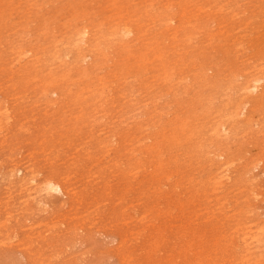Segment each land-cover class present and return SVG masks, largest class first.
Returning <instances> with one entry per match:
<instances>
[{
	"label": "rangeland",
	"instance_id": "374dc122",
	"mask_svg": "<svg viewBox=\"0 0 264 264\" xmlns=\"http://www.w3.org/2000/svg\"><path fill=\"white\" fill-rule=\"evenodd\" d=\"M149 3L152 6H148ZM188 11H191L190 14ZM169 13L174 19L167 26L164 25V19ZM174 13L176 14L173 15ZM0 20V264H264L260 248L256 247L252 238L249 239L259 226L264 225V158H261L264 157V0H0ZM161 20L164 22H160ZM114 21H128L132 35L129 34L126 38H120L116 34L110 35ZM48 24L52 29L46 26ZM84 24L90 28V36L88 35L85 43L68 39L69 31ZM176 25L183 28L179 29ZM155 28L161 30L157 29L159 34ZM133 40L135 43L131 42ZM198 43L203 44L198 46ZM202 47H205L204 50ZM28 48L29 51L24 54L27 56L21 54V50ZM80 52L88 53V57L82 62L78 60ZM157 54L159 57L155 58ZM127 64L128 67H125ZM135 66L139 67V71ZM48 68H51V71ZM89 74L95 76L94 80ZM177 78H181V81ZM249 78H260L261 86L252 93L241 89L250 81ZM173 81L174 83H171ZM11 84L14 87H10ZM132 85L134 90L131 89ZM154 85L157 86L154 88ZM69 86L71 87L68 88ZM93 86L95 87L92 88ZM107 86L108 88H105ZM52 88L56 90V94L49 92ZM92 90L96 91L93 94L98 95V99L90 92ZM87 95L91 97H86ZM113 96L115 98H112ZM39 101L41 102L38 103ZM244 103L245 106H242ZM236 105L237 107H234ZM241 106L245 107L244 114L238 113ZM95 108L97 112H93ZM109 114H113L112 117ZM238 114H241L240 117ZM117 117L119 119H116ZM217 118L221 122L217 123ZM174 119L176 120L173 121ZM117 121L121 122L120 125ZM222 122L230 130L218 132ZM124 126H130L129 130ZM139 133L143 134L139 136ZM255 134L257 136H254ZM221 151L224 155L216 156ZM46 177L62 184L65 192L46 191ZM41 203L43 204L40 207Z\"/></svg>",
	"mask_w": 264,
	"mask_h": 264
},
{
	"label": "bare ground",
	"instance_id": "6f19581e",
	"mask_svg": "<svg viewBox=\"0 0 264 264\" xmlns=\"http://www.w3.org/2000/svg\"><path fill=\"white\" fill-rule=\"evenodd\" d=\"M119 1H120V0H119ZM125 1H128V0H125ZM150 1H151V0H150ZM154 1H156V0H154ZM176 1H177V0H176ZM193 1H194V0H193ZM109 2H110V1H109ZM112 2H113V0H112ZM117 2H118V1H117ZM146 2H147V1H146ZM148 2H149V1H148ZM152 2H153V1H152ZM120 3H121V2H120ZM200 3H201V2H200ZM113 4H114V3H113ZM121 4H122V3H121ZM151 4H152V3H151ZM157 4H158V3H157ZM157 4H156V6H157ZM161 4H162V3H161ZM29 5H30V4H29ZM123 5H124V4H123ZM126 5H127V4H126ZM147 5H148V6H152V5H150V3L147 4ZM165 5H166V4H165ZM167 5H168V4H167ZM124 6H125V5H124ZM156 6H153V7H156ZM159 6H160V5H159ZM187 6H188V5H187ZM220 6H221V5H220ZM25 7H26V6H25ZM109 7H110V6H109ZM120 7H121V6H120ZM125 7L127 8V6H125ZM160 7H161V6H160ZM164 7H165V6H164ZM164 7H163V9H164ZM170 7H171V6H170ZM107 8H108V7H107ZM126 8H125V9L123 8V9L126 10ZM133 8H134V7H133ZM149 8H150V10H151V7H149ZM199 8H200V7H199ZM123 9H122V10H123ZM144 9H145V8H144ZM166 9H167V7H166ZM200 9H201V8H200ZM124 10H123V11H124ZM129 10H131V9L129 8ZM136 10H138V9H136ZM182 10H183V9H182ZM182 10H181V11H182ZM185 10H186V9H185ZM193 10H194V8H193ZM203 10H204V9H203ZM205 10H206V9H205ZM217 10H219V9H217ZM117 11H118V9H117ZM126 11H128V9H127ZM131 11H132V10H131ZM139 11H140V10H139ZM144 11H146V10H142V12H144ZM154 11H155V10H154ZM160 11H161V9H160ZM160 11H156V12H160ZM183 11H184V10H183ZM195 11H196V10H195ZM195 11H194V12H195ZM207 11H208V10H207ZM209 11H210V10H209ZM214 11H216V10H214ZM129 12H130V11H129ZM134 12H135V11H134ZM156 12H155V13H156ZM168 12H169V11H168ZM188 12H189V11H188ZM190 12H191V11H190ZM190 12H189V14H190ZM192 12H193V11H192ZM198 12H199V11H197V13H198ZM210 12H211V11H210ZM210 12H209V13H210ZM221 12H222V11H221ZM221 12H218V13H221ZM103 13H104V12H103ZM118 13H119V12H118ZM126 13H127V12H126ZM126 13H125V14H126ZM149 13H150V11H149ZM151 13H152V11H151ZM195 13H196V12H195ZM137 14H138V13H137ZM159 14H160V13H159ZM162 14H164V13H162ZM169 14H170V13H169ZM169 14H167L168 16H166V17L163 15V16L165 17L164 21H166V24H164V25H167V26H169V23H171V21H173V19H174V16H172L171 14H170L171 16H169ZM175 14H176V13H174L173 15H175ZM193 14H194V13H193ZM193 14H192V15H193ZM207 14H208V13H207ZM221 14H222V13H221ZM78 15H79V14H78ZM119 15H120V13H119ZM131 15H134V14H131ZM141 15H142V14H141ZM141 15H140V16H141ZM143 15H144V14H143ZM196 15H199V14H196ZM196 15H195V16H196ZM208 15H209V14H208ZM79 16H80V15H79ZM127 16H128V15H127ZM135 16H136V15H135ZM135 16H134V17H135ZM149 16H151V15H149ZM160 16H161V15H160ZM189 16H190V15H189ZM212 16H213V15H212ZM214 16H215V15H214ZM76 17H77V16H76ZM130 17H131V16H130ZM153 17H154V16H153ZM187 17H188V16H187ZM192 17H193V16H192ZM192 17H191V18H192ZM199 17H200V15H199ZM199 17H198V18H199ZM209 17H211V16H209ZM82 18H83V17H82ZM147 18H148V17H147ZM155 18L157 19V17H155ZM161 18H162V17H161ZM175 18H176V17H175ZM184 18H185V17H184ZM189 18H190V17H189ZM216 18H217V17H216ZM220 18H221V17H220ZM90 19H91V18H90ZM92 19H93V18H92ZM99 19H100V18H99ZM101 19H103V18H101ZM132 19H133V18H132ZM140 19H141V17H140ZM162 19H163V18H162ZM187 19H188V18H187ZM206 19H207V18H206ZM222 19H223V18H221V20H222ZM1 20H2V19H1ZM1 20H0V21H1ZM73 20H74V19H73ZM75 20H77V19L75 18ZM86 20H87V17H86ZM88 20H89V19H88ZM111 20H112V19H111ZM133 20H134V19H133ZM137 20H138V18H137ZM137 20H135V21H137ZM184 20H185V19H184ZM184 20H183V21H184ZM188 20H189V19H188ZM203 20H204V19H203ZM223 20H224V19H223ZM99 21H100V20H99ZM129 21H131V19H130ZM146 21H147V20H146ZM162 21H163V20H161L160 22H162ZM164 21H163V22H164ZM193 21H194V18H193ZM197 21H199V20H197ZM204 21H205V20H204ZM78 22H79V21H78ZM92 22H94V21H92ZM114 22H115V21H114ZM127 22H128V21H127ZM127 22H125V21H123V22L116 21V22L114 23V26H113V29H112V32L110 33V35H111V34H116V35L120 36V38H121V37H125V38H126L129 34L132 35V34H131V33H132V29L130 28L129 23H127ZM151 22H152V21H151ZM158 22H159V21H158ZM160 22H159V23H160ZM163 22H162V23H163ZM212 22H213V21H212ZM76 23H77V22H76ZM83 23H84V22H83ZM131 23H132V21H131ZM138 23H139V22H138ZM154 23H155V22H154ZM176 23H177V22H176ZM182 23H183V22H182ZM188 23H189V22H188ZM199 23H200V22H199ZM73 24H74V23H73ZM106 24H107V23H106ZM106 24H105V25H106ZM110 24H111V23H110ZM132 24H133V23H132ZM146 24H147V23H146ZM155 24H156V23H155ZM160 24H161V23H160ZM190 24H191V23H190ZM201 24H202V23H201ZM223 24L225 25V23H223ZM76 25H78V24H76ZM88 25H89V24H88ZM135 25H136V23H135ZM137 25H139V24H137ZM152 25H153V23H152ZM152 25H151V26H152ZM171 25H172V24H170V27H171ZM174 25H175V24H174ZM183 25H184V24H183ZM202 25H203V24H202ZM204 25H205V23H204ZM46 26L50 27L49 24L46 25ZM72 26H73V25H72ZM141 26H143V25L141 24ZM141 26H140V27H141ZM153 26H154V25H153ZM158 26H159V25H158ZM176 26L179 27V26H181V25H179V26L176 25ZM194 26H195V24H194ZM194 26H193V28H194ZM221 26H222V25H221ZM43 27H44V26H43ZM92 27H93V26H92ZM100 27H101V25H100ZM145 27H146V26H145ZM156 27H157V26H156ZM170 27H168V28H170ZM174 27H175V26H174ZM174 27H172V28H174ZM185 27H186V26H185ZM197 27H198V26H197ZM199 27H200V26H199ZM207 27H208V26H207ZM41 28H42V27H41ZM46 28H47V27H46ZM46 28H45V29H46ZM50 28L52 29V27H50ZM50 28H49V29H50ZM54 28H55V27H54ZM71 28H72V27H71ZM96 28H97V27H96ZM107 28H108V26H107ZM134 28H135V27H134ZM148 28H149V27H147V29H148ZM163 28H164V26H163ZM168 28H167L166 30H168ZM180 28H183V27H179V29H180ZM188 28H189V27H188ZM188 28H187V29H188ZM191 28H192V27H191ZM217 28H218V27H217ZM219 28H220V27H219ZM219 28H218V29H219ZM47 29H48V28H47ZM89 29H90V28H89V27L87 28V26L84 24V25H82L80 28H76V29H74L73 31H69L68 39L71 38V40H72V39H73V41L75 40L76 43L80 42V43L83 44V43H85V40L87 39V37H88V35H89V31H90ZM94 29H95V27H94ZM98 29H99V28H98ZM145 29H146V28H145ZM145 29H144V30H145ZM150 29H152V28H150ZM155 29H156V28H155ZM157 29H158V28H157ZM157 29H156V31H157ZM164 29H165V28H164ZM175 29H176V28H175ZM175 29H174V30H175ZM194 29H195V28H194ZM198 29H199V28H198ZM203 29H204V28H203ZM212 29H213V28H212ZM4 30H5V29H4ZM41 30H42V29H41ZM109 30H110V29H109ZM158 30H159V29H158ZM176 30H177V29H176ZM219 30H221V29H219ZM223 30H224V29H223ZM10 31H11V30H10ZM51 31H53V30H51ZM99 31H100V30H99ZM159 31H161V30H159ZM192 31H193V30H192ZM192 31H191V32H192ZM196 31H198V30H196ZM199 31H200V30H199ZM24 32H25V31H24ZM40 32H41V31H40ZM62 32H64V30H63ZM104 32H105V31H104ZM133 32H134V31H133ZM143 32H144V31H143ZM153 32H154V30H153ZM157 32H158V31H157ZM157 32H156V33H157ZM169 32H170V31H169ZM175 32H176V31H175ZM178 32H179V31H178ZM184 32H185V31H184ZM43 33H45V32H43ZM46 33H48V32H46ZM139 33H140V32H139ZM148 33H150V32H148ZM171 33H172V35H173V32H171ZM198 33H199V32H198ZM141 34H143V33H141ZM153 34H154V33H153ZM158 34H159V32H158ZM160 34H161V33H160ZM201 34H202V33H201ZM220 34H221V33H220ZM244 34H245V33H244ZM44 35H46V34H44ZM47 35H48V34H47ZM54 35H55V34H54ZM60 35H62V34H60ZM130 35H129V36H130ZM156 35H157V34H156ZM156 35H155V38L157 39V36H156ZM190 35H191V34H189V36H190ZM194 35H195V34H193V35H191V36H194ZM197 35H198V34H197ZM199 35H200V33H199ZM221 35H222V34H221ZM0 36H1V35H0ZM24 36H25V35H24ZM42 36H43V35H42ZM65 36H66V35H65ZM89 36H90V35H89ZM105 36L107 37L108 35L105 34ZM105 36H104V37H105ZM175 36H176V35H175ZM178 36H179V35H178ZM182 36H183V35H182ZM222 36H223V35H222ZM225 36H226V35H225ZM238 36H239V35H238ZM94 37H95V35H94ZM143 37H144V36H143ZM153 37H154V36H153ZM195 37H196V36H195ZM235 37H236V36H235ZM40 38H41V37H40ZM43 38H44V37H43ZM107 38H109V37H107ZM145 38H146V37H145ZM160 38H161V37H160ZM173 38H174V37H173ZM198 38H199V37H197V39H198ZM205 38H206V37H205ZM23 39H24V38H23ZM37 39H38V38H37ZM49 39H51V38H49ZM49 39H48V40H49ZM52 39H53V38H52ZM60 39H62V37H61ZM68 39H67V40H68ZM102 39H103V38H102ZM104 39H105V38H104ZM156 39H155V40H156ZM171 39H172V38H171ZM171 39H170V41H171ZM178 39H180V38H178ZM231 39H232V38H231ZM234 39H235V38H234ZM4 40H5V39H4ZM34 40H35V39H34ZM57 40H58L57 42H59V38H58ZM106 40H107V39H106ZM123 40H124V38H123ZM139 40H140V39H139ZM149 40H150V39H149ZM165 40H166V38H165ZM165 40H164V41H165ZM194 40L196 41V39H194ZM206 40H208V39H206ZM41 41H42V40H41ZM87 41H88V40H87ZM99 41H100V40H99ZM159 41H160V40H159ZM170 41H169V43H170ZM172 41H173V40H172ZM172 41H171V42H172ZM184 41H185V40H184ZM190 41H191V40H190ZM211 41H212V40H211ZM16 42H17V41H16ZM26 42H27V41H26ZM28 42H29V41H28ZM31 42H32V41H31ZM34 42H35V41H34ZM53 42H54V40L52 41V43H53ZM66 42H67V41H66ZM107 42H108V41H107ZM113 42H114V41H112V43H113ZM131 42H134V43H135L134 40L131 41ZM147 42H148V41H147ZM147 42H146V43H147ZM161 42H162V41H161ZM180 42H182V41H180ZM180 42H177V43H180ZM192 42H194V41H192ZM196 42H197V41H196ZM230 42H231V40H230ZM24 43H25V42H24ZM98 43H99V42H98ZM117 43H118V42H117ZM123 43H124V42H123ZM128 43H129V42H128ZM134 43H132L131 45L134 46ZM139 43H140V42H139ZM139 43H138V44H139ZM144 43H145V42H144ZM157 43H158V42H157ZM177 43H176V44H177ZM0 44H1V43H0ZM69 44H70V42H69ZM69 44L67 43V45H69ZM73 44H74V42H73ZM124 44H127V43H124ZM163 44H164V43H163ZM174 44H175V43H174ZM183 44H185V43H183ZM187 44L190 45L189 42H188ZM193 44H195V43H193ZM198 44H199V43H198ZM202 44H203V43H202ZM202 44H201V45H202ZM204 44H205V43H204ZM227 44H228V43H227ZM1 45H2V44H1ZM28 45H29V44H28ZM46 45H47V44H46ZM50 45H52V44H50ZM64 45H66V44H64ZM77 45H78V44H77ZM84 45H85V44H84ZM90 45H91V44H90ZM117 45H118V44H117ZM128 45H129V44H128ZM154 45H155V44H154ZM201 45L199 44L198 46H201ZM215 45H216V44H215ZM20 46H21V45H20ZM38 46H39V45H38ZM42 46H43V45H42ZM69 46H70V45H69ZM74 46H75V45H74ZM114 46H115V45H114ZM152 46H153V44L151 43V46H150V47H152ZM156 46H157V44H156ZM158 46H159V45H158ZM178 46H179V45H178ZM180 46H181V45H180ZM180 46H179V47H180ZM192 46H193V45H192ZM203 46H205V45H203ZM239 46H240V45H239ZM1 47H2V46H1ZM17 47H18V45H17ZM33 47H34V46H33ZM66 47H67V46H66ZM85 47H86V46H85ZM92 47H93V46H92ZM101 47H102V46H101ZM136 47H137V46H136ZM142 47H143V46H142ZM162 47H163V46H162ZM165 47H166V43H165ZM181 47H182V46H181ZM184 47H185V46H184ZM205 47H206V46H205ZM205 47H202L203 50H204ZM240 47H241V46H240ZM3 48H4V47H3ZM15 48H16V47H15ZM15 48H14V49H15ZM21 48H22V47H21ZM75 48H76V47H75ZM75 48H74V50H75ZM93 48H94V47H93ZM106 48H107V46H106ZM121 48H122V47H121ZM132 48H133V47H132ZM166 48H167V47H166ZM188 48H191V47H188ZM188 48H187V49H188ZM192 48H193V47H192ZM196 48L198 49V47H196ZM196 48H195V49H196ZM202 48H201V50H202ZM1 49H2V48H0V50H1ZM8 49H9V48H8ZM49 49H50V48H49ZM67 49H68V48H67ZM71 49H73V48H71ZM79 49H80V47H79ZM103 49H104V48H103ZM108 49H109V48H108ZM129 49H130V48H129ZM134 49H135V48H134ZM161 49H163V48H161ZM171 49H172V48H171ZM174 49H175V46H174ZM187 49H186V50H187ZM10 50H12V49H10ZM44 50H45V49H44ZM57 50H58V49H57ZM95 50H96V49H95ZM98 50H99V49H98ZM105 50H106V49H105ZM113 50H114V49H113ZM117 50H118V49H117ZM148 50H149V49H148ZM151 50H152V49H151ZM186 50H185V51H186ZM193 50H194V48H193ZM193 50H191V52H192ZM198 50H199V49H198ZM28 51H29V48H28V50H27V49H23V50H21V54H23V55H24V54H27ZM70 51H71V50H70ZM79 51H80V50H79ZM86 51H87V50H86ZM120 51H121V50H120ZM133 51H134V50H133ZM159 51L161 52V50H159ZM159 51H158V52H159ZM163 51H164V50H163ZM170 51H171V50H170ZM187 51H188V50H187ZM189 51H190V50H189ZM195 51H196V50H195ZM212 51H213V50H212ZM3 52H5V51H3ZM7 52H8V51H7ZM11 52H12V51H11ZM11 52H10V53H11ZM46 52H48V51H46ZM75 52H76V51H75ZM93 52H94V51H93ZM97 52H98V51H97ZM100 52H101V51H100ZM118 52H119V51H118ZM137 52H138V51H137ZM145 52H146V51H145ZM150 52H151V51H150ZM153 52H154V51H153ZM183 52H184V51H183ZM196 52H198V51H196ZM200 52H201V51H200ZM202 52H203V51H202ZM40 53H41V51H40ZM44 53H45V52H44ZM80 53H81V52H80ZM80 53H79L78 60H79L80 62H82V61H84V60L88 57V53H86V52L81 53V54H80ZM95 53H96V52H95ZM132 53H133V52H132ZM163 53H165V52H163ZM172 53H173V52H172ZM174 53H175V51H174ZM178 53H179V52H178ZM184 53H185V52H184ZM184 53H183V54H184ZM198 53H199V52H198ZM198 53H197V54H198ZM17 54H18V53H17ZM31 54H32V53H31ZM77 54H78V53H77ZM142 54H143V53H142ZM146 54H147V53H146ZM146 54L144 53L143 55H146ZM154 54H155V53H154ZM160 54H161V53H160ZM168 54H169V53H168ZM170 54H171V53H170ZM192 54H193V53H192ZM235 54H236V53H235ZM19 55H20V54H19ZM28 55H29V54H28ZM34 55H35V54H34ZM64 55H65V54H64ZM66 55H67V54H66ZM98 55H99V53H98ZM101 55H102V53H101ZM118 55H119V54H118ZM127 55H128V54H126V56H127ZM134 55H136V52H135ZM140 55H141V53H140ZM166 55H167V53H166ZM166 55H165V56H166ZM186 55H187V54H186ZM188 55H189V53H188ZM202 55H203V53H202ZM24 56H27V55H24ZM77 56H78V55H77ZM96 56H97V55H96ZM132 56H133V55H132ZM153 56H154V55H153ZM162 56H163V55H162ZM12 57L14 58V55H12ZM22 57H23V56H22ZM34 57H35V56H34ZM94 57H95V56H94ZM103 57H105V56L103 55ZM108 57H109V56H108ZM111 57H112V56H111ZM111 57H110V58H111ZM141 57H142V56H141ZM143 57H144V56H143ZM145 57H148V56H145ZM157 57H159L158 54L156 55L155 58H157ZM170 57H171V56H170ZM174 57H175V56H174ZM193 57H194V56H193ZM195 57H196V56H195ZM195 57H194V58H195ZM201 57H202V56H201ZM0 58H1V57H0ZM6 58H7V57H6ZM17 58H19V56H18ZM29 58H30V57H29ZM56 58H57V57H56ZM62 58H63V57H62ZM62 58H60V59H62ZM92 58H93V57H92ZM98 58H100V57H98ZM101 58H102V57H101ZM112 58H113V57H112ZM116 58H117V57H116ZM138 58H139V57H138ZM153 58H154V57H153ZM187 58H188V57H187ZM198 58H200V57H198ZM198 58H197V59H198ZM205 58H206V57H205ZM205 58H204V59H205ZM4 59H5V58H4ZM63 59H65V58H63ZM73 59H74V60H77L76 58H73ZM103 59H104V58H103ZM107 59H108V58H107ZM141 59H142V58H141ZM148 59H149V58H148ZM158 59H161V58H158ZM169 59H170V58H169ZM184 59H185V58H184ZM189 59H192V58H189ZM201 59H202V58H201ZM12 60H15V59H12ZM87 60H88V59H87ZM105 60H106V59H105ZM110 60H111V59H110ZM138 60H139V59H138ZM145 60H146V59H145ZM163 60H164V58H163ZM167 60H168V59H167ZM193 60H194V59H193ZM0 61H1V60H0ZM17 61H18V60H17ZM111 61H114V60H111ZM146 61H147V60H146ZM157 61H158V60H157ZM157 61H156V62H157ZM190 61H191V60H190ZM190 61H189V62H190ZM194 61H195V60H194ZM20 62H21V61H20ZM43 62H44V61H43ZM45 62H46V61H45ZM51 62H52V61H51ZM61 62H62V61H61ZM63 62H64V61H63ZM74 62H76V61H74ZM74 62H73V64H74ZM89 62H90V61H89ZM99 62H100V61H99ZM108 62H109V59H108ZM140 62L142 63V61H140ZM164 62H165V61H164ZM184 62H185V61H184ZM258 62H260V61H258ZM11 63H12V62H11ZM14 63H15V62H14ZM14 63L12 64L13 66H14ZM66 63H67V62H66ZM66 63H65V64H66ZM77 63H78V62H77ZM84 63H85V62H84ZM136 63H137V62H136ZM141 63H140V64H141ZM143 63H145V62H143ZM154 63H155V61H154ZM158 63H159V62H158ZM179 63H180V61H179ZM116 64H117V63H116ZM125 64H126V63H125ZM155 64H156V63H155ZM155 64H154V65H155ZM175 64H176V63H175ZM19 65H20V64H19ZM70 65H71V64H70ZM74 65H75V64H74ZM78 65H79V64H78ZM78 65H77V66H78ZM132 65H133V63H132ZM142 65H143V64H142ZM190 65H191V64H190ZM13 66H11V67H13ZM17 66H18V65H17ZM21 66H22V65H21ZM45 66H46V65H45ZM51 66H52V65H51ZM62 66H63V65H62ZM62 66H61V67H62ZM96 66H97V65H96ZM99 66H100V65H99ZM129 66H130V65H129ZM151 66L153 67V65H151ZM156 66H157V65H156ZM163 66H164V65H163ZM165 66H166V65H165ZM173 66H174V65H173ZM175 66H176V65H175ZM193 66H194V65H193ZM208 66H209V64H208ZM208 66H207V67H208ZM213 66H214V65H213ZM9 67H10V66H9ZM9 67H8V68H9ZM19 67H20V66H19ZM67 67H68V66H67ZM88 67H89V66H88ZM88 67H86V68H88ZM125 67H128V64H127V66H125ZM135 67H136V66H135ZM146 67H147V66H146ZM183 67H184V66H183ZM199 67H200V66H199ZM262 67H263V66H262ZM3 68H4V67H3ZM14 68H15V66H14ZM32 68H33V67H32ZM32 68H31V69H32ZM65 68H66V67H65ZM71 68H73V67L71 66ZM75 68H77V67H75ZM97 68H99V67L97 66ZM136 68H137V67H136ZM138 68H139V67H138ZM138 68H137V70H138ZM193 68H194V67H193ZM193 68H192V69H193ZM210 68H211V67H210ZM26 69H27V67H26ZM48 69L50 70L51 68H48ZM60 69H61V68H60ZM73 69H74V68H73ZM77 69H78V68H77ZM92 69H93V68H92ZM126 69H127V68H126ZM147 69H148V68H146V70H147ZM152 69H153V68H152ZM165 69H166V68H165ZM169 69H170V68H169ZM259 69H260V68H259ZM261 69H262V68H261ZM8 70H9V69H8ZM10 70H11V69H10ZM35 70H36V69H35ZM61 70H63V69H61ZM134 70H135V69H134ZM140 70H141V69H140ZM167 70H168V69H167ZM213 70H214V69H213ZM50 71H51V70H50ZM52 71H53V69H52ZM58 71H59V70H58ZM73 71H74V70H73ZM75 71H76V70H75ZM77 71H78V70H77ZM94 71H95V70H94ZM128 71H131V70H128ZM138 71H139V70H138ZM138 71H136V72H138ZM141 71H142V70H141ZM157 71H158V70H157ZM157 71H156V72H157ZM197 71H198V70H197ZM256 71H257V70H256ZM14 72H15V71H14ZM16 72L18 73V71H16ZM40 72H41V71H40ZM48 72H49V71H48ZM87 72H88V71H87ZM105 72H106V71H105ZM146 72H148V70H147ZM146 72H145V73H146ZM198 72H199V71H198ZM245 72H246V71H245ZM9 73H10V72H9ZM11 73H12V71H11ZM20 73H21V72H20ZM35 73H36V71L34 72V75H35ZM92 73H93V72H92ZM108 73L110 74V72H108ZM112 73H114V72H112ZM115 73H116V72H115ZM115 73H114V74H115ZM140 73H141V72H139V74H140ZM143 73H144V72H143ZM179 73H180V72H179ZM185 73H186V72H185ZM201 73H202V72H201ZM243 73H244V72H243ZM5 74H6V73H5ZM15 74H16V73H15ZM18 74H19V73H18ZM18 74H17V75H18ZM25 74H26V73H25ZM28 74H29V73H28ZM73 74H74V73H73ZM109 74H108V75H109ZM132 74H133V73H132ZM134 74H135V72H134ZM146 74H147V73H146ZM192 74H193V71H192ZM224 74H225V73H224ZM262 74H263V73H262ZM262 74H261V75H262ZM12 75H14V74H12ZM85 75H86V74H85ZM89 75H90V74H89ZM110 75H111V74H110ZM126 75H127V74L125 73V76H126ZM129 75H130V74H129ZM147 75H149V74H147ZM194 75H196V74L194 73ZM201 75H202V74H201ZM263 75H264V74H263ZM14 76H15V75H14ZM60 76H61V75H60ZM87 76H88V75H87ZM87 76H86V77H87ZM90 76H91V75H90ZM122 76L124 77V75H122ZM137 76H138V75H137ZM139 76H140V75H139ZM164 76H165V75H164ZM176 76H177V75H176ZM185 76H186V75H185ZM185 76H184V77H185ZM187 76H188V75H187ZM21 77H22V76H21ZM24 77H25V76H24ZM31 77H32V75H31ZM31 77H30V78H31ZM43 77H44V76H43ZM71 77H72V76H71ZM91 77H92V76H91ZM93 77L95 78V76H93ZM93 77H92V78H93ZM116 77H117V76H116ZM116 77L114 76V78H116ZM123 77H122V78H123ZM128 77H129V76H128ZM133 77H134V75H133ZM143 77H144V76H143ZM156 77H157V76H156ZM169 77H170V76H169ZM237 77H238V76H237ZM73 78H74V77H73ZM78 78H79V77H78ZM83 78H85V77H83ZM88 78H89V77H88ZM92 78H91V79H92ZM94 78H93L92 80H94ZM105 78H106V76H105ZM125 78H126V77H125ZM125 78H124V80H125ZM129 78H130V77H129ZM131 78H132V77H131ZM138 78H139V77H138ZM145 78H146V77H145ZM151 78H152V77H151ZM202 78H205V77H202ZM225 78H226V77H225ZM238 78H239V77H238ZM251 78H252V77H251ZM2 79H3V78H2ZM21 79H22V78H21ZM23 79H24V78H23ZM48 79H50V78L48 77ZM65 79H66V78H65ZM91 79H90V80H91ZM99 79H100V78H99ZM106 79H107V78H106ZM108 79H109V78H108ZM111 79H113V78H110V80H111ZM164 79H165V78H164ZM171 79H172V78H171ZM171 79H169V80H171ZM177 79H178V78H177ZM179 79H180V81H181V78H179ZM179 79H178V80H179ZM261 79H262V78H261ZM18 80H19V79H18ZM27 80H28V79H27ZM31 80H32V79H31ZM38 80H39V79H38ZM95 80H97V79H95ZM126 80H127V79H126ZM130 80H132V79H130ZM134 80H135V79H134ZM139 80H140V79H139ZM154 80H155V79H154ZM202 80H203V79H202ZM249 80H250V78H249ZM16 81H17V80H16ZM16 81H15V82H16ZM58 81H60V79H59ZM58 81H57V82H58ZM81 81H82V80H81ZM85 81H86V80H85ZM98 81H99V80H98ZM105 81H106V80H105ZM107 81H108V80H107ZM137 81H138V79H137ZM140 81H141V80H140ZM152 81H153V80H152ZM163 81H164V80H163ZM194 81H195V80H194ZM203 81H206V79L203 80ZM218 81H219V80H218ZM238 81H239V80H238ZM28 82H29V81H28ZM61 82H62V81H61ZM61 82H60V83H61ZM79 82H80V81H79ZM89 82H90V81H89ZM96 82H97V81H96ZM96 82H95V83H96ZM101 82H102V80H101ZM112 82H113V81H112ZM120 82H121V79H120ZM123 82H124V81H123ZM150 82H151V80H150ZM159 82H161V81H159ZM159 82H158V83H159ZM167 82H168V81H167ZM206 82H207V81H206ZM63 83H64V82H63ZM66 83H67V82H66ZM80 83H81V82H80ZM103 83H104V82H103ZM103 83H102V84H103ZM109 83H110V82H109ZM117 83H119V81H117ZM133 83H134V82H133ZM141 83H142V82H141ZM148 83H149V82H148ZM153 83H154V82H153ZM153 83H151V84H153ZM168 83H169V82H168ZM171 83H174V81L171 82ZM187 83H188V82H187ZM214 83H215V82H214ZM228 83H229V82H228ZM27 84H28V83H27ZM81 84H82V86H83V83H81ZM100 84H101V83H100ZM124 84H125V83H124ZM131 84H132V83H131ZM155 84H156V82H155ZM163 84H164V82H163ZM175 84H176V83H175ZM221 84H222V83H221ZM7 85H9V83H7ZM41 85H42V84H41ZM55 85H57V84H55ZM85 85H86V83H85ZM104 85H105V84H104ZM107 85H108V84H107ZM119 85H120V84H119ZM119 85H118V86H119ZM121 85H122V84H121ZM127 85H128V84H127ZM142 85H143V83H142L140 86H142ZM147 85H148V84H146V86H147ZM176 85H178V84H176ZM206 85H207V84H206ZM211 85H212V84H211ZM211 85H210V86H211ZM215 85H216V83H215ZM12 86H13V85L11 84L10 87H12ZM32 86H33V85H32ZM32 86H31V87H32ZM77 86H78V84H77ZM97 86H99V85H97ZM100 86H101V85H100ZM108 86H109V85H108ZM108 86L105 87V88H108ZM144 86H145V84H144ZM156 86H157V85H156ZM156 86L154 85V88H155ZM159 86H161V84H160ZM170 86H171V85H170ZM181 86H182V85H181ZM213 86H214V85H213ZM260 86H261V84H260V78H253V79H251L249 82H247V84H245L244 86H242L243 88H241V89L244 90V92L247 90L248 93H249V92L252 93V92L256 91ZM7 87H8V86H7ZM13 87H14V86H13ZM26 87H28V86H26ZM29 87H30V86H29ZM40 87H41V86H40ZM52 87H53V83H52ZM70 87H71V86H69L68 88H70ZM94 87H95V86H93L92 88H94ZM113 87H114V86H112V88H113ZM121 87H122V86H121ZM133 87H134V86L132 85V88H131V89H133ZM135 87H137V86H135ZM161 87H162V86H161ZM174 87L176 88V86H174ZM205 87H206V86H205ZM230 87H231V85H230ZM23 88H24V87H23ZM34 88H35V87H34ZM41 88H43V87H41ZM82 88H83V87H82ZM102 88H103V87H102ZM124 88H125V87H124ZM143 88H144V87H143ZM171 88H172V86H171ZM188 88H189V87H188ZM11 89H12V88H11ZM20 89H21V87H20ZM20 89H19V90H20ZM24 89H25V88H24ZM24 89H23V90H24ZM31 89H32V88H31ZM63 89H64V88H63ZM86 89H87V87H86ZM86 89H85V90H86ZM110 89H111V88H110ZM110 89H108V90H110ZM115 89H117V88L115 87ZM144 89H146V91H148L147 88H144ZM178 89H179V88H178ZM221 89H222V88H221ZM81 90H82V89H81ZM90 90H91V88H90ZM93 90H95V89H93ZM93 90L90 91V92H91L92 94H93L94 92L96 93V91L93 92ZM96 90H97V89H96ZM98 90H99V88H98ZM101 90H102V89H101ZM101 90H100V91H101ZM127 90H128V89H127ZM133 90H134V89H133ZM133 90H132V91H133ZM137 90H138V89H137ZM150 90H151V89H150ZM164 90H165V89H164ZM169 90H170V89H169ZM169 90H168V91H169ZM196 90H197V89H196ZM230 90H231V89H230ZM232 90H233V89H232ZM237 90H238V89H237ZM242 90H241V91H242ZM16 91H17V89H16ZM16 91H15V92H16ZM24 91H25V90H24ZM68 91L70 92V90H68ZM71 91H72V90H71ZM103 91H104V90H103ZM103 91H102V92H103ZM138 91H139V90H138ZM138 91H137V92H138ZM140 91H141V90H140ZM157 91H158V90H157ZM174 91H175L176 93H178L177 90H174ZM174 91H173V92H174ZM185 91H186V90H185ZM209 91H210V90H209ZM216 91H217V89H216ZM227 91H228V90H227ZM233 91H234V90H233ZM239 91H240V90H239ZM241 91H240V92H241ZM46 92H47V91H46ZM49 92L52 93V94H56V90L53 89V88L50 89ZM79 92H81V91H79ZM84 92H85V91H84ZM90 92H89V93H90ZM97 92H98V91H97ZM129 92H130V91H129ZM155 92H156V91H155ZM159 92H160V91H159ZM164 92H165V91H164ZM166 92H167V91H166ZM200 92H201V91H200ZM220 92H221V91H220ZM21 93H22V92H21ZM72 93H73V91H72ZM110 93H111V92H110ZM116 93H117V92H116ZM116 93H115V94H116ZM148 93H149V92H148ZM167 93H168V92H167ZM171 93H172V92H171ZM198 93H199V92H198ZM256 93H257V92H256ZM25 94H26V93H25ZM47 94H48V93H47ZM78 94H79V93H78ZM99 94H100V92H99ZM104 94H105V93H104ZM123 94H124V92H123ZM127 94H128V93H127ZM130 94H131V93H130ZM137 94H138V93H137ZM152 94H154V92H153ZM152 94L150 93V95H152ZM155 94H156V93H155ZM160 94H161V93H159L158 95L160 96ZM200 94H201V93H200ZM207 94H208V91H207ZM254 94H255V93H254ZM263 94H264V93H263ZM16 95H17V94H16ZM20 95H22V94H20ZM39 95H41V94H39ZM75 95H76V94H75ZM75 95H74V96H75ZM93 95H94V94H93ZM105 95H106V94H105ZM111 95H112V94H111ZM117 95H118V97H120V96H119V93H117ZM128 95H129V94H128ZM132 95H133V94H132ZM143 95H144V94H143ZM173 95H174V93H173ZM177 95H178V94H177ZM208 95H209V94H208ZM217 95H218V94H217ZM261 95H262V94H261ZM10 96H11V95H10ZM10 96H9V97H10ZM18 96H19V94H18ZM24 96H25V95H24ZM36 96H38V95H36ZM36 96H35V97H36ZM44 96H45V95H44ZM44 96H43V97H44ZM50 96H51V95H50ZM70 96H71V95H70ZM94 96H95V98H96V96H98V95H94ZM123 96H124V95H123ZM123 96H122V97H123ZM134 96H135V95H134ZM159 96H158V97H159ZM189 96H190V95H189ZM223 96H224V95H223ZM223 96H222V97H223ZM231 96H232V95H231ZM247 96H249V95H247ZM81 97H82V96H81ZM86 97H91V96L87 95ZM102 97H103V96H102ZM108 97H109V96H108ZM108 97H106V98H108ZM139 97H140V96H139ZM139 97H138V98H139ZM175 97H176V96H175ZM175 97H174V98H175ZM233 97H234V96H233ZM236 97H237V95H236ZM236 97H235V98H236ZM253 97H254V96H253ZM261 97H262V96H261ZM261 97H260V98H261ZM5 98H6V97H5ZM11 98H12V96H11ZM13 98H14V97H13ZM36 98H37V97H36ZM36 98H35V99H36ZM64 98H65V97H64ZM71 98H72V96H71ZM83 98H85V97H83ZM92 98H93V97H92ZM95 98H94V99H95ZM100 98H101V97H100ZM110 98H111V97H110ZM112 98H115V96H113ZM120 98H121V97H120ZM131 98H132V97H131ZM193 98H194V97H193ZM209 98H210V96H209ZM214 98H215V97H214ZM219 98H220V97H219ZM224 98H225V97H224ZM228 98H229V97H228ZM242 98H243V97H242ZM251 98H252V96H251ZM14 99H15V98H14ZM46 99H47V98H46ZM69 99H70V98H69ZM78 99H80V98H78ZM78 99H77V100H78ZM81 99H82V98H81ZM81 99H80V100H81ZM88 99H89V98H88ZM96 99H98V98H96ZM128 99H129V98H128ZM153 99H154V97H153ZM153 99H152V101H153ZM204 99H205V98H204ZM206 99H207V98H206ZM230 99H231V98H230ZM230 99H229V100H230ZM232 99H233V98H232ZM18 100H19V99H18ZM18 100H17V101L15 100V101L18 102ZM38 100H39V99H38ZM50 100H51V99H50ZM71 100H73V99H71ZM99 100H100V99H99ZM107 100H108V99H107ZM107 100H106V101H107ZM114 100H115V99H114ZM121 100H122V99H121ZM123 100H124V99H123ZM123 100H122V101H123ZM156 100H157V99H156ZM156 100H155V101H156ZM177 100H178V99H177ZM190 100H192V99H190ZM207 100H208V99H207ZM209 100H210V99H209ZM249 100H250V98H249ZM263 100H264V99H263ZM3 101H4V100H3ZM53 101H54V100H53ZM55 101H59V100H55ZM65 101H66V100H65ZM65 101H64V102H65ZM103 101H105V100L103 99ZM125 101H126V100H125ZM157 101H158V100H157ZM172 101H173V100H172ZM182 101H183V100L181 99V103H183ZM197 101H198V100H197ZM210 101H211V100H210ZM213 101H214V99H213ZM215 101H216V100H215ZM254 101H255V99H254ZM40 102H41V101H39L38 103H40ZM43 102H44V101H43ZM45 102H46V101H45ZM64 102H63V103H64ZM76 102H77V101H76ZM79 102H80V101H79ZM79 102H78V103H79ZM91 102L94 103L93 101H91ZM112 102H114V101H112ZM126 102H127V101H126ZM136 102H137V100H136ZM150 102H151V101H150ZM150 102H149V103H150ZM175 102H176V101H175ZM201 102H202V101H201ZM239 102L241 103V101H239ZM239 102H238V103H239ZM255 102H256V101H255ZM255 102H254V103H255ZM2 103H3V102H2ZM54 103H55V102H54ZM61 103H62V102H61ZM65 103H66V102H65ZM71 103H72V102H71ZM84 103H86V102H84ZM88 103H89V102H88ZM101 103H102V102H101ZM101 103H100V104H101ZM104 103H105V102H104ZM120 103H121V101H120ZM134 103H135V102H134ZM137 103H138V102H137ZM144 103H146V102H144ZM147 103H148V102H147ZM171 103H172V102H171ZM171 103H170V104H171ZM194 103H196V102H194ZM198 103H199V102H198ZM213 103H214V102H213ZM225 103H226V102H225ZM233 103H235V102L233 101ZM236 103H237V102H236ZM245 103H247L246 100H245ZM245 103L242 104V106H245ZM258 103H259V102H258ZM263 103H264V102H263ZM263 103H262V104H263ZM4 104H5V102H4ZM25 104H26V103H25ZM32 104H33V103H32ZM32 104H31V105H32ZM45 104H48V103H45ZM100 104H99V105H100ZM109 104H110V103H109ZM113 104H114V103H113ZM113 104H112V105H113ZM116 104H117V103H116ZM116 104H115V105H116ZM122 104H123V103H122ZM125 104H127V103H125ZM132 104H133V103H132ZM140 104H141V103H140ZM151 104H153V103H151ZM177 104H179V103H177ZM189 104H191V102H190ZM203 104H205V102H204ZM209 104H211V103H209ZM209 104H208V105H209ZM27 105H28V104H27ZM38 105H39V104H38ZM103 105H106V104H103ZM127 105H128V104H127ZM149 105H150V104H149ZM196 105H198V104L196 103ZM213 105H214V104H213ZM213 105H211V106H213ZM215 105H216V104H215ZM223 105H224V104H223ZM254 105H255V104H254ZM22 106H23V105H22ZM43 106H46V105H43ZM50 106H52V105H50ZM76 106H77V105H76ZM78 106H79V105H78ZM83 106H84V105H83ZM83 106H80V107H83ZM95 106H96V105H95ZM117 106H118V105H117ZM136 106H137V105H136ZM143 106H144V105H143ZM181 106H183V105H181ZM185 106H188V105H185ZM194 106H195V105H194ZM194 106H193V107H194ZM201 106H202V105H201ZM203 106H204V105H203ZM211 106H208V107H211ZM226 106H227V104H226ZM242 106H241V108L238 110V113H241V114H242L243 111L245 110V107H242ZM262 106H263V105H262ZM4 107H5V106H4ZM34 107H35V106H34ZM113 107H115V106H113ZM166 107H167V106H166ZM177 107L179 108V106H177ZM205 107H207V105H206ZM213 107H215V106H213ZM234 107H237V105L234 106ZM251 107H252V106H251ZM258 107H259V106H258ZM22 108H23V107H22ZM29 108H30V107H29ZM43 108H45V107H43ZM46 108H47V107H46ZM111 108H112V107H111ZM120 108H121V107H119V109H120ZM143 108L145 109L146 107H143ZM143 108H142V110H143ZM167 108H169V106H168ZM181 108H182V107H181ZM221 108H222V107H221ZM262 108H263V107H262ZM24 109H25V108H24ZM56 109H57V107H56ZM78 109H79V108H78ZM92 109H93V108H92ZM127 109H128V108H127ZM148 109H149V108H148ZM150 109H151V108H150ZM155 109H156V108H155ZM159 109H160V108H159ZM161 109H162V108H161ZM182 109H183V108H182ZM215 109H216V108H215ZM241 109H242V110H241ZM251 109H252V108H251ZM253 109H254V108H253ZM263 109H264V108H263ZM3 110H5V109H3ZM62 110H63V109H62ZM83 110H84V109H83ZM83 110H82V111H83ZM134 110H135V109H134ZM134 110H133V111H134ZM165 110H166V109H165ZM173 110H174V109H173ZM179 110H180V109H179ZM185 110H186V107H185ZM218 110H221V111H222V109H218ZM226 110H227V109H226ZM230 110H232V109H230ZM230 110H229V111H230ZM20 111H21V109H20ZM74 111H75V110H74ZM80 111H81V110H80ZM84 111H85V110H84ZM86 111H87V110H86ZM95 111L97 112L96 108L94 109L93 112H95ZM100 111H101V110H100ZM102 111H104V109H103ZM114 111H116V110H114ZM120 111H121V110H120ZM130 111H131V110H130ZM137 111H139V110H137ZM147 111H148V110H147ZM150 111H151V110H150ZM156 111H157V110H156ZM171 111H172V109L170 110V112H171ZM180 111H181V110H180ZM224 111H225V109L223 110V113H224ZM1 112H2V110H1ZM8 112H9V110H8ZM8 112H7V114H8ZM75 112H76V111H75ZM108 112H109V111H108ZM134 112H135V111H134ZM134 112H133V113H134ZM154 112H155V111H154ZM154 112H153V113H154ZM162 112H163V110H162ZM182 112H183V111H182ZM227 112H228V111H227ZM230 112H231V111H230ZM258 112H259V111H258ZM73 113H74V112H73ZM103 113H104V112H103ZM105 113H106V112H105ZM113 113H115V112H113ZM133 113H132V114L130 113L131 116L133 115ZM158 113H159V112H157V114H158ZM165 113H166V111H165ZM165 113H163V114H165ZM167 113H168V111H167ZM196 113H197V112H196ZM215 113H216V112H215ZM218 113H220V112H218ZM236 113H237V112H236ZM262 113H263V110H262ZM15 114H16V112H15ZM78 114H79V113H78ZM100 114L102 115V113H100ZM148 114H149V113H148ZM160 114H161V113H160ZM160 114H159V115H160ZM177 114H178V113H177ZM224 114H225V113H224ZM227 114H228V113H227ZM232 114H233V113H232ZM241 114H240V115H241ZM243 114H244V113H243ZM263 114H264V113H263ZM29 115H30V113H29ZM107 115H108V114H107ZM112 115H113V114H112ZM112 115L109 114V116H111V117H112ZM128 115H129V113H128ZM128 115H125V116H128ZM165 115H166V114H165ZM213 115H214V114H213ZM213 115H212V116H213ZM215 115H216V114H215ZM217 115H218V114H217ZM222 115H223V114H222ZM230 115H231V114H230ZM238 115H239V114H238ZM240 115H239L238 117H240ZM260 115H262V114H260ZM5 116H6V115H5ZM33 116H34V115H33ZM54 116H56V115H54ZM98 116H99V115H98ZM104 116H105V115H104ZM109 116H108V117H109ZM174 116H175V115H174ZM191 116H192V115H191ZM212 116H211V117H212ZM224 116H226V115H224ZM227 116H228V115H227ZM233 116H234V115H233ZM242 116H243V115H242ZM7 117H8V115H7ZM25 117H26V116H25ZM95 117H96V116H95ZM100 117H101V116H100ZM100 117H99V118H100ZM105 117H106V116H105ZM114 117H115V116H114ZM140 117H141V116H140ZM147 117H148V116H147ZM186 117H187V115H186ZM186 117H184V118H186ZM198 117H201V116H197V118H198ZM209 117H210V116H209ZM217 117H219V116H217ZM12 118H13V117H12ZM35 118H36V117H35ZM75 118H76V117H75ZM75 118H74V119H75ZM91 118H92V117H91ZM91 118H90V119H91ZM97 118H98V117H97ZM101 118H102V117H101ZM120 118H121V117H120ZM127 118H128V117H127ZM129 118H130V117H129ZM129 118H128V119H129ZM131 118H132V117H131ZM144 118H145V117H144ZM152 118H153V117H152ZM175 118H176V117H175ZM193 118H195V117H193ZM223 118H224V117H222V119H223ZM32 119H34V117H33ZM95 119H96V118H95ZM106 119H107V118H106ZM116 119H119V118L117 117ZM135 119H137V118H135ZM135 119H134V120H135ZM148 119H149V118H148ZM159 119H160V118H159ZM159 119H158V120H159ZM187 119H188V118H187ZM213 119H215V118H213ZM220 119H221V118H220ZM224 119H225V118H224ZM235 119H236V117H235ZM249 119H250V118H249ZM6 120H7V118H6ZM6 120H5V122H6ZM8 120H10V119H8ZM28 120H29V119H28ZM44 120H45V119H44ZM104 120H105V119H104ZM113 120L115 121L114 118H113ZM131 120H133V119H131ZM134 120H133V121H134ZM145 120H146V119H145ZM150 120H151V118H150ZM165 120H166V119H165ZM175 120H176V119H174L173 121H175ZM182 120H183V119H182ZM193 120H194V119H193ZM205 120H206V119H205ZM215 120H216V119H215ZM228 120H229V118H228ZM233 120H234V119H233ZM3 121H4V120H3ZM21 121H22V120H21ZM21 121H20V122H21ZM23 121H24V120H23ZM26 121H27V120H26ZM26 121H25V122H26ZM30 121H31V120H30ZM50 121H51V120H50ZM62 121H63V120H62ZM71 121H72V120H71ZM98 121H99V120H98ZM100 121H101V120H100ZM100 121H99V122H100ZM102 121H103V120H102ZM110 121H111V120H110ZM119 121H121V120H119ZM119 121H117V122L119 123ZM129 121H130V120H129ZM136 121H138V120H136ZM152 121H153V120H152ZM178 121H179V120H178ZM212 121H213V120H212ZM230 121H231V120H230ZM5 122H4V123H5ZM31 122H32V121H31ZM83 122H84V121H83ZM95 122L97 123V121H95ZM108 122H109V121H108ZM126 122H127V121H126ZM145 122H146V121H145ZM145 122H144V123H145ZM158 122H159V121H158ZM164 122H165V121H164ZM194 122H195V121H194ZM219 122H221V121H219L218 118H217V123H219ZM247 122H248V121H247ZM2 123H3V122H2ZM46 123H47V122H46ZM71 123H73V122H71ZM76 123H77V122H76ZM88 123H89V122H88ZM101 123H102V122H101ZM120 123H121V122H120ZM120 123H119V125H120ZM144 123H143V124H144ZM146 123H147V122H146ZM172 123H173V122H172ZM230 123H231V122H230ZM233 123H234V122H233ZM235 123H236V122H235ZM243 123H244V122H243ZM6 124H7V123H6ZM84 124H85V123H84ZM89 124H90V123H89ZM112 124H113V123H112ZM112 124H111V125H112ZM116 124H117V123H115V125H116ZM123 124H125V123H123ZM129 124H130V123H129ZM182 124H183V123H182ZM182 124H179V125H182ZM246 124H247V123H246ZM1 125H3V124H1ZM16 125H17V124H16ZM42 125H43V124H42ZM94 125H95V124H94ZM125 125H126V124H125ZM141 125H142V124H141ZM148 125H149V123H148ZM155 125H156V124H155ZM176 125H177V124H176ZM239 125H240V124H239ZM7 126H8V125H7ZM27 126H29V125H27ZM39 126H40V125H39ZM47 126H49V125H47ZM102 126H103V125H102ZM104 126H105V125H104ZM108 126H109V124H108ZM112 126H113V125H112ZM177 126H178V125H177ZM208 126H209V125H208ZM229 126H230V125H229ZM5 127H6V126H5ZM32 127H33V126H32ZM49 127H50V126H49ZM59 127H60V126H59ZM129 127H130V126H129ZM129 127H128V128H129ZM133 127H135V126H133ZM172 127H173V126H172ZM174 127H176V126H174ZM187 127H188V126H187ZM237 127H238V125H237ZM239 127H240V126H239ZM254 127H255V126H254ZM14 128H15V127H14ZM17 128H18V127H17ZM24 128H25V127H24ZM64 128H65V127H64ZM67 128H68V127H67ZM92 128H93V127H92ZM100 128H101V127H100ZM102 128H103V127H102ZM116 128H117V127H116ZM124 128H127V127L124 126ZM128 128H127V129H128ZM180 128H181V127H180ZM183 128H184V127H183ZM234 128H235V127H234ZM0 129H1V128H0ZM32 129H33V128H32ZM41 129H42V128H41ZM45 129H46V128H45ZM86 129H87V128H86ZM215 129H216V128H215ZM227 129H229V128L226 126V124H225L224 122H222V123L219 124V127H218L217 131H218V132H220V131H226ZM238 129H239V128H238ZM22 130H23V129H22ZM81 130H82V129H81ZM89 130H90V126H89ZM111 130H112V129H111ZM114 130H115V129H114ZM128 130H129V129H128ZM201 130H202V129H201ZM203 130H204V129H203ZM213 130H214V129H213ZM213 130H212V131H213ZM229 130H230V129H229ZM257 130H258V127H257ZM259 130H260V128H259ZM41 131H42V130H41ZM122 131H123V129H121V132H122ZM130 131H132V130H130ZM133 131H134V129H133ZM210 131H211V130H210ZM210 131H209V133H210ZM214 131H215V130H214ZM242 131H243V130H242ZM242 131H241V132H242ZM0 132H1V130H0ZM39 132H40V131H39ZM90 132H91V131H90ZM100 132H101V130H100ZM106 132H107V131H106ZM106 132H105V133H106ZM115 132H116V131H115ZM121 132H119V133H121ZM124 132H125V131H124ZM128 132H129V131H127V133H128ZM147 132H148V131H147ZM218 132H217V133H218ZM232 132H233V131H232ZM82 133H83V132H82ZM110 133H112V131H111ZM125 133H126V132H125ZM202 133H203V132H202ZM211 133H212V132H211ZM225 133H226V132H225ZM225 133H223V134H225ZM235 133H236V131H235ZM239 133H240V132H239ZM244 133H245V132H244ZM260 133H261V132H260ZM141 134H143V133H141ZM141 134L139 133V136H140ZM214 134H215V133H214ZM219 134H220V133H219ZM229 134H230V132H229ZM240 134H241V136H242L243 132L240 133ZM252 134H253V133H252ZM257 134H259V133H257ZM8 135H9V134H8ZM35 135H36V134H35ZM35 135H34V136H35ZM38 135H39V134H38ZM75 135H76V134H75ZM86 135H87V133H86ZM91 135H92V134H91ZM175 135H176V134H175ZM237 135H238V134H237ZM45 136H46V135H45ZM54 136H55V135H54ZM65 136H66V135H65ZM93 136H94V135H93ZM105 136H106V134H105ZM110 136H111V135H110ZM112 136H113V135H112ZM116 136H117V135H116ZM129 136H130V134H129ZM135 136H136V135H135ZM135 136H134V137H135ZM206 136H207V135H206ZM223 136H224V135H223ZM228 136H229V135H228ZM233 136L235 137L234 134H233ZM239 136H240V135H239ZM239 136H238V137H239ZM254 136H257V135L255 134ZM261 136H262V134H261ZM4 137H5V136H4ZM114 137H115V136H114ZM203 137H204V135H203ZM226 137H227V136H226ZM234 137H232V138H234ZM39 138H40V137H39ZM77 138H78V137H77ZM83 138H84V137H83ZM90 138H91V137H90ZM131 138H133V137H131ZM131 138H130V140H131ZM138 138H139V137H138ZM222 138H223V137H222ZM230 138H231V137H230ZM45 139H46V138H45ZM58 139H59V138H58ZM84 139H85V138H84ZM199 139H200V138H199ZM203 139H204V138H203ZM205 139H206V138H205ZM111 140H112V139L110 138V141H111ZM137 140H138V139H137ZM173 140H175V139L173 138ZM173 140H172V141H173ZM219 140H220V139H219ZM230 140L233 141V139H230ZM230 140H229V142L231 143ZM255 140H256V139H255ZM89 141H90V140H89ZM97 141H98V140H97ZM134 141H135V140H134ZM205 141H206V140H205ZM210 141H211V140H210ZM225 141L227 142L228 139H227V140L225 139ZM235 141H236V140H235ZM256 141H257V140H256ZM256 141H255V142H256ZM38 142H39V141H38ZM70 142H71V141H70ZM103 142H104V141H103ZM137 142H138V141H137ZM170 142H171V141H169V143H170ZM226 142H225V143H226ZM43 143H44V142H43ZM125 143H126V142H125ZM138 143H139V142H138ZM199 143H200V142H199ZM222 143H223V141H222ZM222 143H221V144H222ZM225 143H224V144H225ZM233 143H234V142H233ZM0 144H1V143H0ZM2 144H3V143H2ZM80 144H81V143H80ZM97 144H98V143H97ZM103 144H104V143H103ZM103 144H102V145H103ZM105 144H106V143H105ZM110 144H111V142H110ZM127 144H129V142H128ZM136 144H137V143H136ZM171 144H172V143H171ZM171 144H170V145H171ZM195 144H196V143H195ZM36 145H37V144H36ZM68 145H69V144H68ZM125 145H126V144H125ZM139 145H140V144H139ZM197 145H198V144H197ZM209 145H210V144H209ZM231 145H232V143H231ZM260 145H261V144H260ZM46 146H47V145H46ZM56 146H57V145H56ZM100 146H101V145H100ZM161 146H162V145H161ZM199 146L201 147L202 145L200 144ZM207 146H208V145H207ZM215 146H216V145H215ZM237 146H238V145H237ZM44 147H45V146H44ZM44 147H43V148H44ZM104 147H105V146H104ZM119 147H120V145H119ZM123 147H124V146H123ZM123 147H122V148H123ZM129 147H130V146H129ZM134 147H136V146H134ZM134 147H133V148H134ZM213 147H214V146H213ZM222 147H223V146H222ZM224 147H226V146H224ZM228 147H229V146H228ZM102 148H103V147H102ZM117 148H118V147H117ZM124 148H125V147H124ZM161 148H162V147H161ZM195 148H196V147H195ZM198 148H199V147H198ZM198 148H197V149H198ZM209 148H210V147H209ZM209 148H208V149H209ZM220 148H221V147H220ZM128 149H129V148H128ZM139 149H140V147H139ZM139 149H136V150H139ZM204 149H206V146H205ZM208 149H207V150H208ZM210 149H212V148H210ZM210 149H209V150H210ZM221 149H222V148H221ZM75 150H77V149H75ZM123 150H124V149H123ZM133 150H134V149H133ZM154 150H155V149H154ZM157 150H158V149H157ZM161 150H162V149H161ZM191 150H192V149H191ZM97 151H98V150H97ZM127 151H128V150H127ZM192 151H193V150H192ZM10 152H11V151H10ZM43 152H44V151H43ZM134 152H135V151H134ZM138 152H140V151H138ZM159 152H160V151H159ZM204 152H205V151H204ZM45 153H46V152H45ZM122 153H123V152H122ZM190 153H191V152H190ZM194 153H195V152H194ZM205 153L208 154V152H205ZM229 153H230V152H229ZM42 154H43V153H42ZM48 154H49V153H48ZM120 154H121V152H120ZM133 154H134V153H133ZM188 154H189V153H188ZM188 154H186V156H187ZM192 154H193V153H192ZM197 154H198V153H197ZM200 154H201V153H200ZM9 155H10V154H9ZM118 155H119V154H118ZM163 155H164V154H163ZM194 155H195V154H194ZM209 155H210V153H209ZM212 155H213V154H212ZM223 155H224L223 151H221V153H217V154H216V156H219V157H220V156H223ZM2 156H3V155H2ZM130 156H131V155H130ZM160 156L162 157V155H160ZM203 156H207V155H203ZM213 156H214V155H213ZM125 157H126V156H125ZM127 157H129V156H127ZM210 157H211V156H210ZM257 157H258V156H257ZM186 158H187V157H186ZM186 158H185V159H186ZM201 158H204V157H201ZM223 158H225V157H223ZM230 158H231V156L229 157V160H230ZM259 158H260V157H259ZM261 158H264V157L261 156ZM13 159H14V158H13ZM158 159H159V158H158ZM192 159H193V158H192ZM197 159H198V158H197ZM207 159H208V157H207ZM216 159H217V158H216ZM45 160H46V159H45ZM76 160H77V159H76ZM152 160H153V159H152ZM195 160H196V159H195ZM205 160H206V159H205ZM205 160H204V161H205ZM260 160H261V159H260ZM16 161H18V160H16ZM21 161H22V160H21ZM28 161H29V160H28ZM154 161H155V158H154ZM188 161H189V160H188ZM196 161H197V160H196ZM206 161H207V160H206ZM211 161H212V160H211ZM226 161H227V160H226ZM246 161H247V160H246ZM257 161H258V160H257ZM5 162H6V161H5ZM131 162H132V161H131ZM136 162H137V161H136ZM181 162H182V161H181ZM209 162H210V161H209ZM213 162H215V159L213 160ZM223 162H224V161H223ZM223 162H222V163H223ZM247 162H248V161H247ZM51 163H52V162H51ZM224 163H225V162H224ZM224 163H223V164H224ZM28 164H29V163H28ZM49 164H50V163H49ZM70 164H71V163H70ZM133 164H134V161H133ZM133 164H132V165H133ZM136 164H137V163H136ZM136 164H135V165H136ZM216 164H217V163H216ZM246 164H247V163H246ZM254 164H256V162H254ZM254 164H253V166H255ZM10 165H11V164H10ZM19 165H20V164H19ZM54 165H55V164H54ZM118 165H119V164H118ZM153 165H154V163H153ZM168 165H169V164H168ZM213 165H214V164H213ZM213 165H212V167H213ZM217 165H218V164H217ZM224 165H225V164H224ZM17 166H18V164H17ZM68 166H69V165H68ZM72 166H73V165H72ZM133 166H134V165H133ZM133 166H132V167H133ZM192 166H193V165H192ZM203 166H204V165H203ZM214 166H215V165H214ZM263 166H264V165H263ZM263 166H262V167H263ZM9 167H10V166H9ZM11 167H12V166H11ZM70 167H71V166H70ZM189 167H191V166L189 165ZM208 167H209V166H208ZM215 167H217V166H215ZM226 167H227V166H226ZM12 168H13V167H12ZM67 168H68V167H67ZM77 168H78V167H77ZM134 168H137V166H136V167L134 166ZM223 168H225V167H223ZM223 168H221V170H223ZM227 168H228V167H227ZM30 169H31V167H30ZM132 169H133V168H132ZM132 169H130V171H131ZM198 169H199V167H198ZM215 169H216V168H215ZM235 169H236V168H235ZM242 169H243V168H242ZM244 169H245V168H244ZM22 170H23V169H22ZM33 170H34V169H33ZM39 170H40V169H39ZM48 170H49V169H48ZM218 170H219V169H218ZM246 170L248 171V169H246ZM49 171H50V170H49ZM65 171H66V170H65ZM226 171H227V170H225V172H226ZM14 172H15V171H14ZM24 172H25V171H24ZM50 172H52V171H50ZM220 172H221V171H220ZM220 172H218V173L220 174ZM232 172H233V171H232ZM241 172H242V171H241ZM243 172H244V171H243ZM37 173L39 174V172H37ZM129 173H130V172H129ZM175 173H176V172H175ZM238 173H240V172H238ZM17 174H19V173H17ZM2 175H3V174H2ZM128 175H129V174H128ZM142 175H143V174H142ZM168 175H169V174H168ZM13 176H15V175H13ZM16 176H17V175H16ZM33 176H34V175H33ZM39 176H40V175H39ZM39 176H38V177H39ZM123 176H124V175H123ZM125 176H126V175H125ZM135 176H136V175H135ZM218 176H219V175H218ZM236 176H237V175H236ZM239 176H240V175H239ZM10 177H11V176H10ZM18 177H19V176H18ZM18 177H17V178H18ZM35 177H36V176H35ZM59 177H61V176H59ZM59 177H57V178H59ZM132 177H134V176L132 175ZM233 177H234V176H233ZM233 177H232V179H233ZM1 178H2V177H1ZM8 178H9V177H8ZM11 178H12V177H11ZM19 178H20V177H19ZM46 178H47V177H46ZM168 178H169V177H168ZM218 178H219V177H218ZM238 178H239V177H238ZM47 179H48V178H47ZM59 179H60V178H59ZM68 179H69V178H68ZM68 179H67V180H68ZM134 179H135V178H134ZM213 179H214V178H213ZM215 179H216V178H215ZM234 179H235V177H234ZM236 179H237V178H236ZM239 179H240V178H239ZM239 179H237V180H239ZM4 180H5V179H4ZM9 180H10V179H9ZM21 180H22V179H20V181H21ZM57 180H58V179H57ZM192 180H193V179H192ZM195 180H197V179H195ZM195 180H194V181H195ZM218 180H219V179H218ZM225 180H226V178H225ZM24 181H25V180H24ZM32 181H33V180H32ZM197 181H198V180H197ZM197 181H196V182H197ZM207 181H208V180H207ZM213 181H214V180H213ZM216 181H217V180H216ZM216 181H214V182H215V183H218V181H217V182H216ZM11 182H12V181H11ZM42 182H43V181H42ZM66 182H67V181H66ZM211 182H212V181H211ZM241 182H242V181H241ZM6 183H7V182H6ZM8 183H9V182H8ZM23 183H24V182H23ZM30 183H31V181H30ZM204 183H205V182H204ZM25 184H26V183H25ZM187 184H188V183H187ZM21 185H22V184H21ZM159 185H160V184H159ZM9 186H11V185H9ZM18 186H19V185H18ZM25 187H26V185H25ZM40 187H41V186H40ZM44 187H45L46 191H53V192H56V193H58V192H59V193H64V192H65V191H64L65 188L63 189L62 184H60V183H58V182H56V181L50 180V179H48V181H46ZM213 187H214V186H213ZM12 188H13V187H12ZM13 189H14V188H13ZM190 190H191V189H190ZM218 190H219V189H218ZM229 190H230V189H229ZM9 191H10V190H9ZM210 191H211V190H210ZM27 192H28V191H27ZM27 192H26V193H27ZM202 192H204V191H202ZM32 193H33V192H32ZM70 193H71V192H70ZM190 193H191V192H190ZM199 193H200V192H199ZM22 194H23V193H22ZM47 194H48V193H47ZM54 194H55V193H54ZM200 194H201V193H200ZM10 195H11V194H10ZM25 195H26V194H25ZM50 195H51V194H50ZM3 196H4V195H3ZM16 196H17V195H16ZM16 196H15V197H16ZM36 197H37V196H36ZM41 197H42V196H41ZM48 197H49V196H48ZM194 197H195V196H194ZM33 198H34V197H33ZM44 198H45V197H44ZM215 198H216V197H215ZM72 200H73V199H72ZM19 201H20V200H19ZM36 201H37V200H36ZM39 201H40V199H39ZM43 201H44V200H43ZM31 202H33V200H32ZM25 203H26V202H25ZM39 203H40V202H39ZM39 203H38V204H39ZM180 203H181V202H180ZM0 204H1V203H0ZM11 204H13V203H11ZM31 204H32V203H31ZM42 204H43V203L40 204V207H41ZM44 205H46V203H45ZM0 206H1V205H0ZM217 206H218V205H217ZM12 207H13V206H12ZM35 207H36V206H35ZM5 209H6V208H5ZM206 211H207V210H206ZM211 211H212V210H211ZM145 212H146V211H145ZM214 212H215V211H214ZM26 214H27V213H26ZM31 215H32V214H31ZM143 215H144V214H143ZM262 223H264V222H262ZM212 228H213V227H212ZM240 228H241V227H240ZM197 230H198V229H197ZM242 230H243V229H242ZM245 230H246V229H245ZM240 231H241V230H240ZM240 231H239V232H240ZM186 232H187V231H186ZM243 232L245 233L246 231L243 230ZM248 232H249V230H248ZM241 233H242V232H241ZM236 234H237V233H236ZM248 235H249V234H248ZM153 236H154V234H153ZM189 236H190V235H189ZM194 236H195V235H194ZM227 236H228V235H227ZM231 236H232V235H230V237H231ZM235 236H236V235H235ZM225 237H226V236H225ZM245 237H247V236H245ZM206 238H207V237H206ZM221 238H223L222 235H221ZM226 238H227V237H226ZM228 238H229V237H228ZM250 238H252V239L255 241L254 244L256 245V247H259V248H260V250H259L260 253H261L260 255L264 256V225L259 226V228L256 230V232H253V233L249 236V239H250ZM231 239H232V238H231ZM241 239H242V238H241ZM219 240H220V239H219ZM237 240H238V239H237ZM150 241H151V240H150ZM202 241H203V240H202ZM242 241H243V239H242ZM154 242H155V241H154ZM231 242H232V241H230V243H231ZM236 243H237V242H236ZM236 243H235V244H236ZM246 243H248V242H246ZM203 244H204V243H203ZM232 244H233V242H232ZM232 244H231V245H232ZM243 244H244V243H243ZM250 244H251V243H250ZM240 245H241V244H240ZM252 245H253V244H252ZM236 246H237V245H236ZM236 246H235V247H236ZM238 246H239V245H238ZM243 246H244V245H243ZM247 246H248V245H247ZM208 247H210V246L208 245ZM233 247H234V245H233ZM244 247H245V246H244ZM248 247H249V246H248ZM251 247H252V246H251ZM256 247H255V248H256ZM220 248H221V247H220ZM230 248H231V247H230ZM239 248H241V247L239 246ZM255 248H254V249H255ZM236 249H237V248H236ZM236 249H235V250H236ZM213 250H214V249H213ZM217 250H218V249H217ZM231 250H233V249L231 248ZM235 250H234V251H235ZM250 250L252 251L253 249H250ZM255 250H256V249H255ZM255 250H254V251H255ZM206 251H207V250H206ZM246 251H247V250H246ZM257 251H258V250H257ZM232 252H233V251H232ZM247 252H248V251H247ZM212 253H213V252H212ZM214 253H215V252H214ZM229 253H230V252H229ZM244 253H245V252H244ZM258 253H259V252H258ZM216 254H217V253H216ZM230 254H231V253H230ZM236 254H237V253H236ZM239 254H240V253H239ZM241 254L243 255V253H241ZM254 254H255V253H254ZM244 255H245V254H244ZM232 256H233V254H232ZM254 256H255V255H254ZM223 257H224V256H223ZM213 258H214V257H213ZM213 258H212V259H213ZM242 258H243V257H242ZM242 258H241V261H242ZM258 258H259V257H258ZM223 259H224V258H223ZM244 259H245V258H244ZM244 259H243V260H244ZM262 259H263V258H262ZM245 260H246V259H245ZM247 260H248V259H247ZM223 262H224V261H223ZM245 262H246V261H245ZM262 262L264 263L263 260H262ZM212 263H213V262H212ZM235 263H236V261H235ZM254 263H255V262H254ZM220 264H221V263H220ZM223 264H224V263H223ZM229 264H230V263H229Z\"/></svg>",
	"mask_w": 264,
	"mask_h": 264
}]
</instances>
